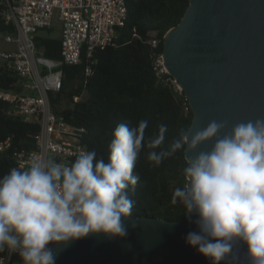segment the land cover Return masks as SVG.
<instances>
[{
  "label": "clouds",
  "instance_id": "obj_1",
  "mask_svg": "<svg viewBox=\"0 0 264 264\" xmlns=\"http://www.w3.org/2000/svg\"><path fill=\"white\" fill-rule=\"evenodd\" d=\"M226 127L212 121L191 139L182 131L162 147L167 126L146 138L148 121L141 120L115 128L108 162L94 150L79 151L70 164L32 156L0 178V252L18 254L22 264H55L50 244L99 233L125 237L134 206L128 189L134 192L139 182L134 169L141 151L151 150L148 160L159 167L177 152L215 140L210 151L187 158L185 182L172 194V204L197 217L199 231L188 233L186 243L211 264L229 257L236 264L235 246L242 243L253 264H264V119L239 122L220 136Z\"/></svg>",
  "mask_w": 264,
  "mask_h": 264
},
{
  "label": "trees",
  "instance_id": "obj_2",
  "mask_svg": "<svg viewBox=\"0 0 264 264\" xmlns=\"http://www.w3.org/2000/svg\"><path fill=\"white\" fill-rule=\"evenodd\" d=\"M8 0H0V31H14L2 12ZM190 0H127L128 15L117 37L104 49L97 48L92 58L82 55L79 63L63 65L61 91H50L54 112L74 126L82 128L81 142L97 159L108 162L109 145L115 128L126 123L137 126L147 120L146 138L158 133L159 125L167 126L164 145L187 132L193 119L192 108L184 90L168 72L160 71L159 59L164 51V35L177 25ZM53 27L34 34L38 52L61 58V36L52 34ZM152 37L160 39L153 45ZM90 68L91 71L87 72ZM0 88L24 92L8 61H0ZM79 97L78 99H76ZM10 104L0 100V178L18 166V154L36 148L38 121H28L9 112ZM147 148L139 155L134 175L139 182L129 195L134 201L133 216H153L168 220L184 218L182 205L172 204L176 187L185 182L183 169L186 152H177L159 167L148 160ZM156 151H159L157 149Z\"/></svg>",
  "mask_w": 264,
  "mask_h": 264
},
{
  "label": "water",
  "instance_id": "obj_3",
  "mask_svg": "<svg viewBox=\"0 0 264 264\" xmlns=\"http://www.w3.org/2000/svg\"><path fill=\"white\" fill-rule=\"evenodd\" d=\"M162 56L194 114L189 139L212 121L227 124L223 136L239 122L264 119V0H190L181 21L165 33ZM214 143L186 157L210 151ZM196 219L133 216L125 220L123 238L89 234L49 247L55 264H211L186 243L188 233L199 231ZM235 252L236 264H253L246 245L237 242ZM223 264H232L231 258Z\"/></svg>",
  "mask_w": 264,
  "mask_h": 264
},
{
  "label": "built area",
  "instance_id": "obj_4",
  "mask_svg": "<svg viewBox=\"0 0 264 264\" xmlns=\"http://www.w3.org/2000/svg\"><path fill=\"white\" fill-rule=\"evenodd\" d=\"M2 15L15 28L12 32L0 31V38L15 43L16 50L1 51L0 61L12 65L18 84L28 92L0 88V100L10 104L12 115L40 123L36 148L17 153L18 166L26 167L34 155L70 164L79 151H88L78 134L84 130L54 112L49 93L61 91L63 65L79 63L84 53L92 58L97 48L104 49L113 43L118 28L127 19V0H8ZM56 17L62 24L59 59L40 54L34 39L36 32L52 27ZM159 41L158 37L151 39L155 46ZM158 65L160 71L167 72L163 56ZM90 71L88 68L87 72ZM174 82L177 84L175 78ZM189 108L190 105L186 107ZM0 264L22 261L18 254L5 250L0 252Z\"/></svg>",
  "mask_w": 264,
  "mask_h": 264
},
{
  "label": "rangeland",
  "instance_id": "obj_5",
  "mask_svg": "<svg viewBox=\"0 0 264 264\" xmlns=\"http://www.w3.org/2000/svg\"><path fill=\"white\" fill-rule=\"evenodd\" d=\"M61 22L58 18H55L53 23V30L52 34L55 36H60L61 34ZM16 50V44L7 42L4 38H0V52L1 51H15Z\"/></svg>",
  "mask_w": 264,
  "mask_h": 264
},
{
  "label": "crops",
  "instance_id": "obj_6",
  "mask_svg": "<svg viewBox=\"0 0 264 264\" xmlns=\"http://www.w3.org/2000/svg\"><path fill=\"white\" fill-rule=\"evenodd\" d=\"M57 18V17H56ZM54 23V22H53ZM52 27H53V25H52ZM51 28V27H50ZM60 36H61V34H60ZM47 57V56H46ZM55 59V58H54ZM24 92H28V91H26V90H24Z\"/></svg>",
  "mask_w": 264,
  "mask_h": 264
}]
</instances>
